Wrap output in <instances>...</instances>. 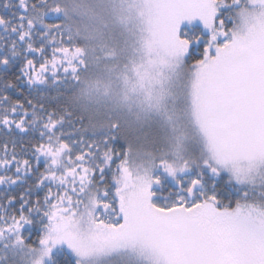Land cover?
Returning a JSON list of instances; mask_svg holds the SVG:
<instances>
[{
  "label": "snow or ice",
  "instance_id": "1",
  "mask_svg": "<svg viewBox=\"0 0 264 264\" xmlns=\"http://www.w3.org/2000/svg\"><path fill=\"white\" fill-rule=\"evenodd\" d=\"M0 264H264V0H0Z\"/></svg>",
  "mask_w": 264,
  "mask_h": 264
}]
</instances>
